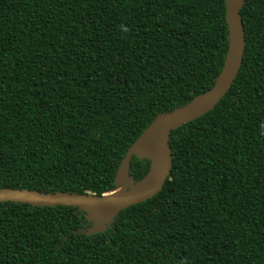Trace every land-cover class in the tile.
<instances>
[{
	"label": "trees",
	"instance_id": "obj_1",
	"mask_svg": "<svg viewBox=\"0 0 264 264\" xmlns=\"http://www.w3.org/2000/svg\"><path fill=\"white\" fill-rule=\"evenodd\" d=\"M237 77L170 133L153 199L104 233L77 208L0 203V264H264V0ZM225 0H0V189L113 194L129 148L196 102L229 49ZM151 162L133 157L141 181Z\"/></svg>",
	"mask_w": 264,
	"mask_h": 264
},
{
	"label": "water",
	"instance_id": "obj_2",
	"mask_svg": "<svg viewBox=\"0 0 264 264\" xmlns=\"http://www.w3.org/2000/svg\"><path fill=\"white\" fill-rule=\"evenodd\" d=\"M229 28V49L214 87L196 102L155 120L129 148L118 169L113 194L104 196L36 193L27 190L0 189V203L12 202L42 207L77 208L92 223V234L104 233L124 210L147 202L160 193L172 169L170 133L207 113L225 97L238 75L246 48L240 12L243 0H225ZM133 157L151 162L149 173L139 182L130 176ZM125 188L124 191H120Z\"/></svg>",
	"mask_w": 264,
	"mask_h": 264
},
{
	"label": "bare ground",
	"instance_id": "obj_3",
	"mask_svg": "<svg viewBox=\"0 0 264 264\" xmlns=\"http://www.w3.org/2000/svg\"><path fill=\"white\" fill-rule=\"evenodd\" d=\"M124 190H125V188L121 189L120 191H124Z\"/></svg>",
	"mask_w": 264,
	"mask_h": 264
}]
</instances>
